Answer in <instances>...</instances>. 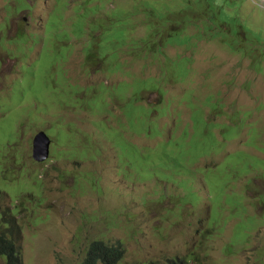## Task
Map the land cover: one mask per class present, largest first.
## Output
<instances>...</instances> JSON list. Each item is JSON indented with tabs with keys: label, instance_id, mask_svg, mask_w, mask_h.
I'll return each instance as SVG.
<instances>
[{
	"label": "rangeland",
	"instance_id": "rangeland-1",
	"mask_svg": "<svg viewBox=\"0 0 264 264\" xmlns=\"http://www.w3.org/2000/svg\"><path fill=\"white\" fill-rule=\"evenodd\" d=\"M10 227L23 264H264V0H0Z\"/></svg>",
	"mask_w": 264,
	"mask_h": 264
},
{
	"label": "trees",
	"instance_id": "trees-1",
	"mask_svg": "<svg viewBox=\"0 0 264 264\" xmlns=\"http://www.w3.org/2000/svg\"><path fill=\"white\" fill-rule=\"evenodd\" d=\"M19 229L10 227L8 231L0 233V257L5 264H23L14 238ZM121 244L107 245L103 241H95L87 251L82 264H119L123 257Z\"/></svg>",
	"mask_w": 264,
	"mask_h": 264
},
{
	"label": "water",
	"instance_id": "water-1",
	"mask_svg": "<svg viewBox=\"0 0 264 264\" xmlns=\"http://www.w3.org/2000/svg\"><path fill=\"white\" fill-rule=\"evenodd\" d=\"M49 140L43 133L38 134L32 140V159L36 162H42L47 159Z\"/></svg>",
	"mask_w": 264,
	"mask_h": 264
},
{
	"label": "clouds",
	"instance_id": "clouds-1",
	"mask_svg": "<svg viewBox=\"0 0 264 264\" xmlns=\"http://www.w3.org/2000/svg\"><path fill=\"white\" fill-rule=\"evenodd\" d=\"M18 239H19V237H16V236H15V240H17V241H18ZM20 256H21V255H20Z\"/></svg>",
	"mask_w": 264,
	"mask_h": 264
}]
</instances>
